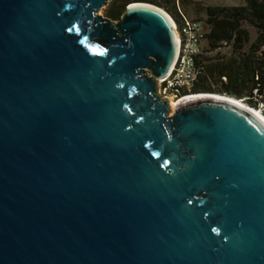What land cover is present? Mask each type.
Listing matches in <instances>:
<instances>
[{
	"label": "water",
	"instance_id": "1",
	"mask_svg": "<svg viewBox=\"0 0 264 264\" xmlns=\"http://www.w3.org/2000/svg\"><path fill=\"white\" fill-rule=\"evenodd\" d=\"M109 1L0 0V264H264V122L171 115L169 14Z\"/></svg>",
	"mask_w": 264,
	"mask_h": 264
},
{
	"label": "trees",
	"instance_id": "2",
	"mask_svg": "<svg viewBox=\"0 0 264 264\" xmlns=\"http://www.w3.org/2000/svg\"><path fill=\"white\" fill-rule=\"evenodd\" d=\"M186 1L110 0L106 16L119 20L127 6L135 2L164 9L178 24L182 8L191 6L195 12L204 13V41L208 48L196 59L198 76L192 93L244 99L264 115V0H245L241 6H199L197 2L186 4ZM229 48V53L222 52Z\"/></svg>",
	"mask_w": 264,
	"mask_h": 264
},
{
	"label": "built area",
	"instance_id": "3",
	"mask_svg": "<svg viewBox=\"0 0 264 264\" xmlns=\"http://www.w3.org/2000/svg\"><path fill=\"white\" fill-rule=\"evenodd\" d=\"M174 30L178 40L175 62L168 75L158 81V93L177 103L197 95L192 93V88L198 76L196 59L202 53L206 27L181 13V21L175 23Z\"/></svg>",
	"mask_w": 264,
	"mask_h": 264
},
{
	"label": "rangeland",
	"instance_id": "4",
	"mask_svg": "<svg viewBox=\"0 0 264 264\" xmlns=\"http://www.w3.org/2000/svg\"><path fill=\"white\" fill-rule=\"evenodd\" d=\"M190 1L199 3V6H210V5L211 6H241V5H244L245 4V0H187L186 1V4H189ZM108 7H109V2L105 6H103L98 11L97 14L100 15V16L102 14V17L108 18L106 16V10L108 9ZM181 10H182L181 13L185 14L190 19H198V20H200V23L201 24H205L206 15L204 13H202V12H195L193 10V7H191V6H187L186 9L182 8ZM111 21L117 22L118 20H111ZM250 31L252 32V37H254L255 36L254 35V30L251 28ZM202 47H203V51L202 52L205 53L206 50H207V48H208L207 41H203ZM230 51H231L230 48L229 49H223L222 50V52H224V53H229ZM209 55L211 56L212 54H209ZM211 95H215V94H211ZM243 105L248 106L250 109L258 110V109L253 108L252 106H249V104L246 101L243 102ZM174 106H175V104L174 105L171 104V110H170V114L171 115L174 114V112L176 110V106L175 107ZM258 112H260V110H258Z\"/></svg>",
	"mask_w": 264,
	"mask_h": 264
},
{
	"label": "bare ground",
	"instance_id": "5",
	"mask_svg": "<svg viewBox=\"0 0 264 264\" xmlns=\"http://www.w3.org/2000/svg\"><path fill=\"white\" fill-rule=\"evenodd\" d=\"M168 16H169V18H170V20L172 22V25L174 26L176 22L174 21V19L170 15H168ZM196 97H219V98H224V99H230V100L234 101L235 103L239 104L241 107H243L244 109H246L251 114H253L254 116H256L257 118H259L260 120H262L264 122V115L261 113V111L258 112V110L250 109L248 106L243 105V101H240V99L232 98V97H229V96L218 95V94H215V95H211V94L198 95L197 94L193 98H196ZM169 100H170V104H172V105L175 104V106H176V102H174L172 100V98H169Z\"/></svg>",
	"mask_w": 264,
	"mask_h": 264
}]
</instances>
